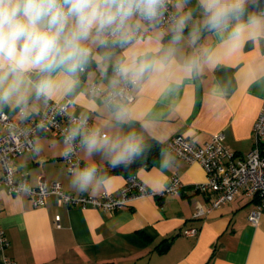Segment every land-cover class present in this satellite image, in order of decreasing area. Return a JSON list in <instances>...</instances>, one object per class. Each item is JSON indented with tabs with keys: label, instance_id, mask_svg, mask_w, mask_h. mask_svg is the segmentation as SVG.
<instances>
[{
	"label": "crops",
	"instance_id": "0c3cea01",
	"mask_svg": "<svg viewBox=\"0 0 264 264\" xmlns=\"http://www.w3.org/2000/svg\"><path fill=\"white\" fill-rule=\"evenodd\" d=\"M195 3L192 0L191 6ZM145 32L148 41L154 33L151 29ZM202 42L215 44L216 37L204 33ZM84 85L86 88L87 80ZM70 102V111L78 114L83 110L80 101ZM262 105L264 40L246 43L234 55L219 56L201 74L184 79L179 86L146 83L134 99L136 117L150 124L145 141L164 146L182 136L192 146L201 147L221 133L224 144L238 156H245L253 147L252 127ZM46 110H38L22 123L29 124ZM4 112L17 117L7 109ZM60 140L50 131L36 136L34 143L39 141L41 151L12 159L23 164L16 170V180L34 187L42 179L47 184H61L65 192L96 197L104 191L117 196L131 175L160 192L176 174L183 189L163 198L135 200L112 213L59 205L56 196L36 208L27 195L8 194L0 175V229L8 242L0 251V264H264V217L255 226L249 223L250 199L238 195L205 219H192L196 204L208 203L205 194L191 190L207 180L199 163H186L162 148L151 165L113 171L107 188L80 193L69 186ZM162 152L172 158L167 170L160 168ZM191 227L198 228V234L182 236Z\"/></svg>",
	"mask_w": 264,
	"mask_h": 264
},
{
	"label": "clouds",
	"instance_id": "9594fccd",
	"mask_svg": "<svg viewBox=\"0 0 264 264\" xmlns=\"http://www.w3.org/2000/svg\"><path fill=\"white\" fill-rule=\"evenodd\" d=\"M191 3L0 0V114L7 109L25 120L54 104L66 115L58 146L71 189L98 192L111 172L145 158L150 124L136 117L134 96L146 83L179 86L219 56L264 40V0ZM146 29L154 33L148 41ZM204 33L216 43L202 42ZM68 101L83 110L70 111ZM41 150L35 142L32 151ZM22 166L7 162L8 171ZM171 166L162 152L161 170Z\"/></svg>",
	"mask_w": 264,
	"mask_h": 264
},
{
	"label": "built area",
	"instance_id": "2783aa9c",
	"mask_svg": "<svg viewBox=\"0 0 264 264\" xmlns=\"http://www.w3.org/2000/svg\"><path fill=\"white\" fill-rule=\"evenodd\" d=\"M148 33L145 32L144 37ZM135 99V96H134ZM69 110L72 103L68 101ZM46 117V119H45ZM45 120L46 126L41 125ZM67 123L66 115L58 114L53 104L37 119L24 125L17 117L7 113L0 114V175L5 190L10 195L25 194L32 200L34 207L45 205L50 196H56L59 205L69 208H93L105 213H112L128 207L133 201L141 198H163L175 195L183 189L180 178L174 174L169 185L160 192H154L144 185L136 176L125 179L118 195L104 191L99 196L74 195L65 192L59 183L47 184L42 179L37 186L25 181L16 180V171H8L7 162L15 157L31 152L36 136L50 131L61 139L62 129ZM253 147L245 156H238L224 144V136L219 133L201 147L192 146L182 136L174 137L164 144L172 155L186 163H199L206 172L204 183L191 187L195 193L205 194L208 203H197L192 216L193 220L205 219L213 210L224 203L232 202L242 195L253 203L248 213L249 223L255 226L264 217V105L252 127ZM67 172L70 167L63 158ZM69 173V172H68ZM59 226V218L54 220ZM199 229L191 227L182 232L184 237H194ZM8 246L4 232L0 229V251Z\"/></svg>",
	"mask_w": 264,
	"mask_h": 264
},
{
	"label": "trees",
	"instance_id": "16d2710c",
	"mask_svg": "<svg viewBox=\"0 0 264 264\" xmlns=\"http://www.w3.org/2000/svg\"><path fill=\"white\" fill-rule=\"evenodd\" d=\"M262 6H264V4H262ZM146 144L148 145L150 150L145 153V158L141 159L140 162L138 163H134L133 166H135L136 164L138 165L144 164L146 166L151 165L154 162V160L157 158L160 150L164 148L163 145H160L152 140H147Z\"/></svg>",
	"mask_w": 264,
	"mask_h": 264
},
{
	"label": "water",
	"instance_id": "95a60500",
	"mask_svg": "<svg viewBox=\"0 0 264 264\" xmlns=\"http://www.w3.org/2000/svg\"><path fill=\"white\" fill-rule=\"evenodd\" d=\"M131 167H133V165ZM115 171H118L119 172V171H122V169H116Z\"/></svg>",
	"mask_w": 264,
	"mask_h": 264
}]
</instances>
